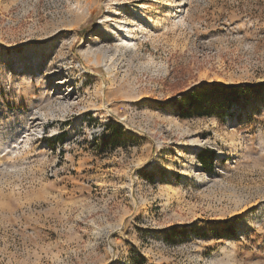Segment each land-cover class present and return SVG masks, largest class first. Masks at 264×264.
<instances>
[{
  "label": "rangeland",
  "instance_id": "1",
  "mask_svg": "<svg viewBox=\"0 0 264 264\" xmlns=\"http://www.w3.org/2000/svg\"><path fill=\"white\" fill-rule=\"evenodd\" d=\"M213 80L264 0H0V264H264V86L182 117Z\"/></svg>",
  "mask_w": 264,
  "mask_h": 264
},
{
  "label": "trees",
  "instance_id": "2",
  "mask_svg": "<svg viewBox=\"0 0 264 264\" xmlns=\"http://www.w3.org/2000/svg\"><path fill=\"white\" fill-rule=\"evenodd\" d=\"M264 82L260 83H227L213 80L210 83L201 82L199 88L182 91L184 101L179 104V113L182 117H189L195 114L211 116L218 114V110L224 112L230 106L239 102L246 93L261 90ZM215 156L214 150L206 149L198 155L201 163L206 166Z\"/></svg>",
  "mask_w": 264,
  "mask_h": 264
}]
</instances>
